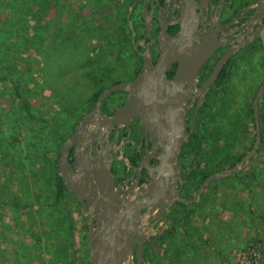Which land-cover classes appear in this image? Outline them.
Instances as JSON below:
<instances>
[{
	"label": "rangeland",
	"instance_id": "1",
	"mask_svg": "<svg viewBox=\"0 0 264 264\" xmlns=\"http://www.w3.org/2000/svg\"><path fill=\"white\" fill-rule=\"evenodd\" d=\"M50 2L41 23L33 20L27 0H0V264H88L73 201L67 202L70 228L62 201L55 200L53 161L70 127L92 104V93L130 80L138 65L122 22L127 0ZM256 69L252 65L229 77L218 96L222 118L214 115V107L207 117L212 131L214 124L229 122L234 113L240 118L250 108L264 80ZM259 106L264 109V95ZM230 140L222 135L221 154L212 151L196 164L204 165L206 174L222 170ZM251 143L252 138H238L237 155ZM213 145L212 137L207 146ZM190 177L192 195L199 180ZM257 240L264 242L262 145L237 174L209 184L195 204L167 214L148 242L146 264H232L234 250Z\"/></svg>",
	"mask_w": 264,
	"mask_h": 264
},
{
	"label": "flooded vegetation",
	"instance_id": "2",
	"mask_svg": "<svg viewBox=\"0 0 264 264\" xmlns=\"http://www.w3.org/2000/svg\"><path fill=\"white\" fill-rule=\"evenodd\" d=\"M127 7L125 22L138 65L131 79L118 85L130 84L136 79L143 67L147 47L151 62L156 65L164 40L182 34L185 37L183 46L191 50L184 53L191 59L184 64L196 65V77L190 83L171 86L174 92L167 95V107L159 111L163 121L155 123L152 129L148 130L137 117L106 121L124 106L129 98L128 90L107 96L100 104V113L95 110L94 103L74 127L71 126L55 160L62 177L61 149L76 132L67 156V166L72 172L62 180L66 199L73 201L79 215V229L88 245V264H91L89 234L91 227L95 230L101 219L102 203L111 202L116 210L125 206L139 209V214L129 218L127 227L122 229L139 236V240L142 235L147 237L142 246V264H146L148 242L158 232L163 219L170 212L181 210L182 205H192L180 200L191 199L199 185L217 173L208 174L190 195L187 175H191V180H199L206 174L204 165L196 164L197 158L203 156L205 159L212 151L216 156L221 154L220 137L224 134L233 146L230 156H238V138L242 141L252 138L249 150L255 143L252 104L264 80L258 85L250 108L243 109L240 118L234 113L229 122L214 124L212 131L207 117L214 107V115L222 118L218 96L228 80L222 84L221 75L229 79L238 70L244 74L254 65L257 66L256 74L264 76V0H127ZM225 56L227 60L217 78L205 89V83ZM243 65L248 67L243 68ZM179 66L180 61L176 60L166 70L169 80L177 74ZM188 73H193V69ZM116 94L118 97L112 99ZM260 100L257 111L260 141L252 157L258 154L260 145L264 146V109L259 106ZM212 137L214 145L209 147ZM220 162L218 159L217 164ZM161 208L164 211L158 218ZM137 248L138 244L134 247L133 264H137Z\"/></svg>",
	"mask_w": 264,
	"mask_h": 264
},
{
	"label": "water",
	"instance_id": "3",
	"mask_svg": "<svg viewBox=\"0 0 264 264\" xmlns=\"http://www.w3.org/2000/svg\"><path fill=\"white\" fill-rule=\"evenodd\" d=\"M184 42L185 37L183 34L176 38L165 39L164 43H162L161 56L156 65L152 64L150 59V49L147 47L143 67L136 79L130 84L113 86L101 92L96 100L95 110L100 113V104L107 96H110L119 90H128L129 98L126 100L124 106L118 108L111 118L106 119L107 122H116L122 117L127 119L137 117L148 130L152 129L155 123L162 122L163 119L159 115V111L162 108L167 107L169 99L167 95L174 92L171 86L174 84L190 83L196 77V65L187 66L184 64L189 60L191 61V59L184 56L186 51H191L183 46ZM227 57L228 56H225L220 60L214 72L205 83V89H208L217 78L223 64L227 60ZM176 60L180 61L179 70L173 79L169 80L166 76V70H168L171 64ZM192 69L193 73H188V71ZM263 92L264 83L259 87L252 104L256 127V136L253 148L249 150L241 161L233 168L222 170L208 176L199 185L191 199L180 201L186 204L196 203L202 191L210 183L224 177L233 176L247 165L250 158L255 153L260 141L257 111L258 102ZM132 95L133 97H131ZM87 119L88 117L83 121V126L87 122ZM75 137L76 132L61 149L59 165L64 180H66L67 176L72 172L71 168L67 166V156L70 147L74 144ZM81 205L85 210V204L81 202ZM101 205L103 206L101 219L97 222V228L95 230L91 227V232L89 234L90 263L133 264V251L135 245L138 244L136 251L137 264H142V246L147 237L142 235L139 240V236L137 237L132 232L122 229L124 226L127 227L129 218L139 214V209L132 206H125L122 210H116L115 207L112 206L111 202H109L108 205H106V203H102ZM163 211V208L159 210L158 218L161 216Z\"/></svg>",
	"mask_w": 264,
	"mask_h": 264
},
{
	"label": "trees",
	"instance_id": "4",
	"mask_svg": "<svg viewBox=\"0 0 264 264\" xmlns=\"http://www.w3.org/2000/svg\"><path fill=\"white\" fill-rule=\"evenodd\" d=\"M32 4L30 3V0H27V5L33 7V20L37 21V22H41L43 23L42 19L41 18H44L46 15L49 14L52 6H53V2H50V0H31ZM40 14V20H39V17L38 15ZM126 14L123 16L122 18V22L124 24H126ZM39 20V21H38ZM122 41V40H121ZM123 44H125V42H123ZM134 56L136 54V51L135 49L131 50L130 51ZM228 76H223L221 75L219 78H222V84L225 83L226 80H229L227 78ZM227 83V82H226ZM12 85H14V83H11ZM116 85L120 84V83H115ZM114 84V86H115ZM221 84V83H220ZM112 85V84H111ZM110 85V86H111ZM113 87V86H112ZM111 88V87H110ZM107 90V89H106ZM105 91V89L103 90H100V91H96L95 93L93 92L92 95L90 96L89 100L90 102L92 103L91 105L88 106V108L84 111H81L80 115H85L88 110H90L92 108V106L94 105V103H96V100L99 96V94L101 92ZM15 95L20 99V94L19 92L17 91V89L15 88ZM23 107H24V110L26 112V114L30 117L31 116V113L29 112V108L28 106L23 103ZM73 124V123H72ZM71 126V125H70ZM72 129V127L70 128ZM65 139V138H64ZM62 143H63V140H62ZM61 143V145H62ZM60 145V147H61ZM63 147V146H62ZM245 156V155H244ZM243 155H238V156H226L225 157V160L223 162L226 163V166L222 169V170H226V169H230V168H233L235 166V163L237 161H239L242 157H244ZM53 168L57 171L58 170V174L54 176V180H53V187H54V197H55V200H58V201H62L63 205H64V212L68 218V223H69V227L71 228V225H72V217H71V214L70 212L68 211L67 209V202H68V199H66V188L63 184V180H62V177L60 176V173H59V169H58V166H57V160H54L53 161ZM220 170V171H222ZM208 176V174H205L202 176L201 179H199V183H201L206 177ZM248 178V177H247ZM250 178V177H249ZM247 186H249L247 183H246ZM2 206V203H0V207ZM186 205H182V208H184ZM190 213H192V211H188L185 213L184 215V218H188V216L190 215ZM74 222V221H73ZM70 231V229H69ZM260 241V240H259ZM225 264V263H223ZM227 264V263H226Z\"/></svg>",
	"mask_w": 264,
	"mask_h": 264
},
{
	"label": "built area",
	"instance_id": "5",
	"mask_svg": "<svg viewBox=\"0 0 264 264\" xmlns=\"http://www.w3.org/2000/svg\"><path fill=\"white\" fill-rule=\"evenodd\" d=\"M232 264H264V242L249 241L232 253Z\"/></svg>",
	"mask_w": 264,
	"mask_h": 264
}]
</instances>
